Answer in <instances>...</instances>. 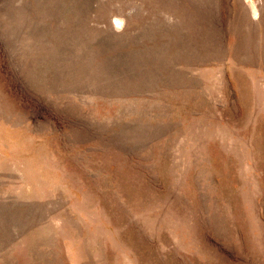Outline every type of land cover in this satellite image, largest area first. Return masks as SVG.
Returning <instances> with one entry per match:
<instances>
[{
  "label": "rangeland",
  "instance_id": "374dc122",
  "mask_svg": "<svg viewBox=\"0 0 264 264\" xmlns=\"http://www.w3.org/2000/svg\"><path fill=\"white\" fill-rule=\"evenodd\" d=\"M0 264H264V0H0Z\"/></svg>",
  "mask_w": 264,
  "mask_h": 264
}]
</instances>
